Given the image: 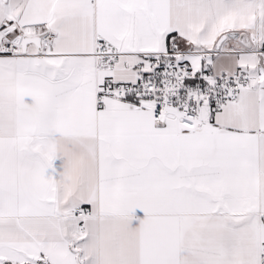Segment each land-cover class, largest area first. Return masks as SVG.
<instances>
[{
  "label": "snow or ice",
  "instance_id": "snow-or-ice-1",
  "mask_svg": "<svg viewBox=\"0 0 264 264\" xmlns=\"http://www.w3.org/2000/svg\"><path fill=\"white\" fill-rule=\"evenodd\" d=\"M0 264H264V0H0Z\"/></svg>",
  "mask_w": 264,
  "mask_h": 264
}]
</instances>
